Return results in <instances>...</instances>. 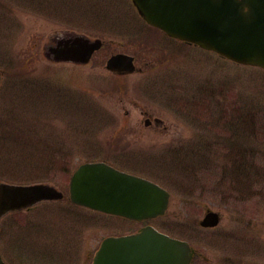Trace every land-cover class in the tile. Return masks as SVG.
Masks as SVG:
<instances>
[{
	"label": "rangeland",
	"instance_id": "obj_1",
	"mask_svg": "<svg viewBox=\"0 0 264 264\" xmlns=\"http://www.w3.org/2000/svg\"><path fill=\"white\" fill-rule=\"evenodd\" d=\"M140 22L129 0H0V182L67 195L79 164L105 161L169 192L152 224L208 258L194 264H264V70ZM61 30L105 46L84 66L50 62ZM112 51L137 55L140 72L110 75ZM144 113L161 124L145 127ZM66 203L0 219L7 264H90L103 237L139 227ZM208 209L221 221L202 229Z\"/></svg>",
	"mask_w": 264,
	"mask_h": 264
},
{
	"label": "water",
	"instance_id": "obj_2",
	"mask_svg": "<svg viewBox=\"0 0 264 264\" xmlns=\"http://www.w3.org/2000/svg\"><path fill=\"white\" fill-rule=\"evenodd\" d=\"M148 24L168 36L217 52L235 62L264 68V0H132ZM98 41L76 38L54 51L64 61L86 63ZM106 69L122 75L134 70L132 58L115 55ZM41 184L0 183V217L41 200L59 198ZM72 202L135 220L162 215L168 193L145 179L119 172L104 163L79 166L70 182ZM218 215L208 212L202 226H215ZM194 250L184 241L147 227L132 236L107 238L92 264H191ZM0 264H4L0 258Z\"/></svg>",
	"mask_w": 264,
	"mask_h": 264
},
{
	"label": "flooded vegetation",
	"instance_id": "obj_3",
	"mask_svg": "<svg viewBox=\"0 0 264 264\" xmlns=\"http://www.w3.org/2000/svg\"><path fill=\"white\" fill-rule=\"evenodd\" d=\"M197 258H200V257H197Z\"/></svg>",
	"mask_w": 264,
	"mask_h": 264
}]
</instances>
